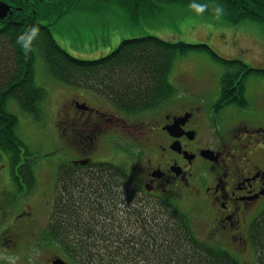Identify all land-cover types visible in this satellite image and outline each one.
<instances>
[{"label":"trees","instance_id":"16d2710c","mask_svg":"<svg viewBox=\"0 0 264 264\" xmlns=\"http://www.w3.org/2000/svg\"><path fill=\"white\" fill-rule=\"evenodd\" d=\"M0 1L14 9L12 16L0 20V37L5 36L11 46V51L4 47L5 55L0 57V156L17 162L24 147L28 159L21 170L32 187L38 183L32 164L36 159L29 158L32 155L18 136V116L8 108L13 100L36 118L42 113L48 93L36 84L38 58L57 83L103 97L128 114L157 109L175 98L178 91L170 75L177 58L192 51L207 52L226 68L237 70L221 79L217 107H249L245 79L252 73L264 76V69L250 68L241 59H223L207 43L170 42L152 35L124 39L104 57L79 59L63 49L51 30L56 18L76 7L75 0H67L65 7L55 5L61 0ZM136 1H131L134 16L139 9ZM209 1L222 6L223 16L230 22L251 20L264 25V0ZM185 3L202 5L201 0ZM40 16L52 21L45 24ZM32 25L40 27V35L33 42L35 51L25 58L16 39ZM55 197L45 236L61 242L66 253L85 264L108 260L114 264H240L231 253L204 244L189 232L188 217L174 205L143 200L134 178L122 166L63 164ZM250 231L254 247L260 250L257 253L263 255L260 264H264V210Z\"/></svg>","mask_w":264,"mask_h":264},{"label":"rangeland","instance_id":"374dc122","mask_svg":"<svg viewBox=\"0 0 264 264\" xmlns=\"http://www.w3.org/2000/svg\"><path fill=\"white\" fill-rule=\"evenodd\" d=\"M67 0L55 1V5L66 6ZM133 0H75L76 7L69 13L55 19L51 26L54 38L70 55L79 59H97L104 57L115 50L124 39L157 36L170 42L181 41L184 43H207L213 47L223 59H241L250 68L264 69V25L251 20L239 23L228 21L224 16L216 20L212 14L209 0H201L202 5L210 7L202 14H198L193 4L185 3V0H137V16L133 15ZM8 4V3H7ZM160 8V9H159ZM40 21L48 24L49 18L40 16ZM211 25V27H209ZM0 57L5 55L4 47L11 51L8 39L0 37ZM112 49V50H111ZM106 50H111L105 52ZM237 70L226 68L224 64L215 61L211 55L203 51H192L179 56L170 75V81L177 89L175 98L181 100H203L209 106L217 105L220 99V81L224 75ZM256 72V71H253ZM36 84L47 90V99L42 104V113L38 118L21 110L16 101H10V111L18 116V136L28 149L29 158L36 159L34 169L38 183L47 181L48 187L38 190V199L48 198L50 209L48 216L53 212L55 204V190L58 174V165L61 160L72 163L73 160L88 159L95 162H108L124 167L134 181L143 179L144 170L140 169L150 163L154 158V152L143 153L138 159L139 147L144 145L143 129L133 127L131 116L146 118L147 112L125 113L117 110L105 98L90 92L79 91L57 83L45 71L43 61L38 58L36 62ZM246 101L249 107L246 110L239 109L236 105L226 107L227 113L235 111L257 112L253 117L252 125L264 126V76L252 73L245 79ZM76 93L87 97L84 99ZM86 104L89 110L100 112L98 107L93 109L88 101L110 112L111 121L103 120L96 114L91 115L99 129L93 133L90 126L82 127L76 116L86 120L90 112L81 114L80 111L71 109L68 102ZM202 103V102H201ZM67 116L65 115V111ZM140 119L139 121H141ZM146 124L144 125V127ZM229 126L228 134H235ZM244 133V132H243ZM242 137L245 135L241 134ZM77 137V138H73ZM98 142L95 150L90 142ZM61 141V143H59ZM77 143V144H76ZM67 144L71 146L68 147ZM64 145V146H62ZM79 148V149H78ZM20 152V157L27 158V152ZM87 151L86 153L80 152ZM140 151V153H141ZM135 152L137 153L135 155ZM1 154V152H0ZM1 162L9 166V158L1 155ZM28 159V158H27ZM17 180V176H15ZM203 179L192 183L196 190L202 191ZM180 185H184L183 183ZM222 194V193H221ZM143 200L153 203V198L140 195ZM221 195H217L219 198ZM178 210L188 217V230L204 244L231 253L240 264H260L263 255L255 248L251 238L249 224L243 229L244 246L237 247L236 243L224 237L221 231L215 230V214L217 204L212 205V200H206L201 193L190 195L189 192L179 190L174 198H168ZM163 205H165L162 201ZM233 219L230 223H233ZM221 228V227H220ZM222 230V229H221ZM129 232L131 230L128 228ZM246 241V242H245ZM64 250V249H63ZM95 264H100L99 262ZM103 264H114L108 260Z\"/></svg>","mask_w":264,"mask_h":264},{"label":"flooded vegetation","instance_id":"af4514ba","mask_svg":"<svg viewBox=\"0 0 264 264\" xmlns=\"http://www.w3.org/2000/svg\"><path fill=\"white\" fill-rule=\"evenodd\" d=\"M88 102L100 112L95 113L75 100L68 103L82 115L90 112L86 120L81 116L74 119L84 128L90 126L94 133L99 128L91 115L96 114L108 122L114 116L110 118L108 110L91 100ZM226 110L210 108L203 100L171 99L148 112L146 118L131 116L133 127L144 130L145 140L143 150L139 147L133 159L145 152H154L153 160L140 167L144 177L135 184L140 195L170 204L174 201L168 198H174L179 190L198 197L202 193L206 200H212V205L218 206L215 230L241 248L245 235L241 231L248 224L251 226L264 210V126L252 125L257 112L232 110L227 113ZM229 126L238 132L228 134ZM90 146L97 150L98 142L92 138ZM80 152L87 151L81 149ZM72 162L95 163L88 159ZM25 163L23 160L9 162L8 166L0 162V264H85L66 253L61 242L46 238L45 231L52 216L47 213L50 200L47 197L38 199V190L43 193L48 182L40 181L32 187L21 170ZM63 164L61 160L58 168ZM198 179L204 180L202 191L192 186ZM182 183L184 185H180ZM217 195L221 196L217 198Z\"/></svg>","mask_w":264,"mask_h":264},{"label":"clouds","instance_id":"9594fccd","mask_svg":"<svg viewBox=\"0 0 264 264\" xmlns=\"http://www.w3.org/2000/svg\"><path fill=\"white\" fill-rule=\"evenodd\" d=\"M192 8L198 14H202L206 9L210 6L207 4L204 5H191ZM212 14L216 20L222 19L224 15V9L220 5H213L211 6ZM211 27V25H209ZM40 35V27L38 25L29 26L23 34L18 35L16 39V44L20 46V50L23 53L25 58H28L29 54L34 52L35 49L33 47V42L39 37Z\"/></svg>","mask_w":264,"mask_h":264},{"label":"water","instance_id":"95a60500","mask_svg":"<svg viewBox=\"0 0 264 264\" xmlns=\"http://www.w3.org/2000/svg\"><path fill=\"white\" fill-rule=\"evenodd\" d=\"M12 14L11 7L5 2H0V19H5Z\"/></svg>","mask_w":264,"mask_h":264}]
</instances>
